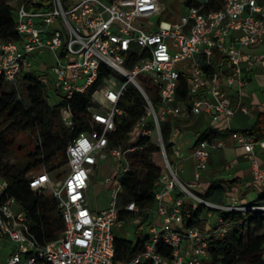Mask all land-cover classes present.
<instances>
[{"label":"built area","instance_id":"built-area-1","mask_svg":"<svg viewBox=\"0 0 264 264\" xmlns=\"http://www.w3.org/2000/svg\"><path fill=\"white\" fill-rule=\"evenodd\" d=\"M221 4L208 11L203 5L185 6L176 20L152 22L151 18L164 11L159 0H48L38 9H28L25 0L20 2L15 16L18 38H0V77L15 82L28 73L36 56L47 55L50 78L38 80L44 85L49 81L61 98L59 113L64 125H73L74 97L90 89L85 112L96 128L68 141L60 178L43 167L27 180L32 191L45 190L57 203L64 228L56 238L43 243L37 240L29 212L8 196V183L0 176L2 264H202L208 258L209 236L223 235L230 224L219 218L208 228H185L182 203L187 196L209 209L264 213V205L241 206L234 197L226 204H212L191 193L190 189L201 186L210 153L225 147L222 139H203L194 145L196 171L192 181L184 183L169 162L161 138L160 122L166 118L173 131L175 118L204 113L212 129L226 132L243 150L254 181L264 183V169L254 155L255 147L264 149V138L255 140L231 127L234 110L222 87L223 82L242 87V50L264 45V0H221ZM52 25L55 27L50 29ZM215 52L226 63V72L212 65ZM262 57L251 58L260 63ZM182 61H188L186 68L178 67ZM181 75L188 81L189 104L175 101ZM145 85L157 95V111ZM129 89L142 98V112L136 114L126 143L110 144L109 137L129 115L121 102L134 105ZM144 139L159 144L164 163L155 182L156 203L153 209L139 210L130 201L123 209L137 222L155 212L157 222L149 226L141 252L130 260L115 261L112 228L121 222L117 217L120 178L128 170L125 157ZM106 163L111 172L102 185L108 193V206L95 210L89 204L88 191L95 170ZM158 243L172 248L170 257L156 250ZM261 249L264 260V245Z\"/></svg>","mask_w":264,"mask_h":264},{"label":"trees","instance_id":"trees-1","mask_svg":"<svg viewBox=\"0 0 264 264\" xmlns=\"http://www.w3.org/2000/svg\"><path fill=\"white\" fill-rule=\"evenodd\" d=\"M23 2V0H21ZM48 0H41L37 3L25 0L28 9H38L46 4ZM203 5L204 11L221 8V0H207L203 4L202 0H184L185 6ZM16 21L14 8L5 2L0 1V38L3 40L17 39L15 31ZM217 52L211 60L213 66L217 67ZM225 72H226V63ZM187 78L181 75L176 89L175 101H184L189 104L187 96ZM146 91L150 95L151 102L158 110V98L149 85H145ZM133 96L134 105H127L123 100L121 105H125L129 115L117 126L115 132L109 137L110 144L118 141L125 144L127 133L132 128L136 114L142 112V98L129 89ZM45 85L32 74H22L15 82H6L0 77V122L5 125L8 121H15L16 132H30L33 135V147L28 150L21 162L8 163L3 160V155L9 151L11 141L7 139L5 130L0 132V176L8 183L7 194L14 197L30 214L33 232L37 240L41 243L56 238L63 230L64 226L57 209V203L45 190L32 191L27 184V180L35 173L34 170L44 167L52 171L66 162L65 148L68 141L75 135L96 128L85 112V106L89 101L90 89L74 97L71 110L73 114V125L67 127L62 122L60 108L63 105L60 100L55 105H50L46 101ZM126 100L129 96H126ZM172 126L170 119L166 118L160 122V133L164 145V150L169 162H171L172 145L170 135ZM245 134L251 135L255 140L264 138V112L257 115L253 126L248 130H243ZM228 135L226 132L209 128L200 133L195 144L203 139L212 140ZM58 157H60L59 160ZM128 170L120 178L121 194L117 205L118 221H123L130 216L125 211L124 206L132 201L139 210L153 209L156 203L154 191L155 182L164 168L163 158L159 144L155 141L144 139L139 142V148L125 157ZM235 180L228 182L231 188ZM225 193V188L217 182H210L203 191L196 193L201 199L220 204ZM180 195L179 193L176 196ZM264 205V190L250 203L243 206ZM209 209L206 205L184 199L182 203V224L185 228L204 227V214ZM219 217L224 223H229L228 230L221 236H209L207 239L208 258L202 264H264L261 257V248L264 245V213L261 211L246 209L240 211H221ZM143 215L139 224L136 225L135 240L127 237L114 236V260L127 261L134 255L141 252L147 242V236L141 237V227L149 225L151 218ZM147 222V223H146ZM146 223V224H145ZM156 250L170 257L172 248L162 243L156 245ZM141 264H151L144 262Z\"/></svg>","mask_w":264,"mask_h":264},{"label":"crops","instance_id":"crops-1","mask_svg":"<svg viewBox=\"0 0 264 264\" xmlns=\"http://www.w3.org/2000/svg\"><path fill=\"white\" fill-rule=\"evenodd\" d=\"M242 53L241 74L245 80V84L241 87L237 84L227 85L223 82L222 86L234 110L231 127L240 131L250 129L257 115L264 112V57L261 58L260 63L254 62L251 58L252 56H264V45L244 48ZM223 63L222 57H218L217 67H221L225 71ZM173 123L174 130L171 131L170 135V143L172 145L171 163L182 176L183 181L180 180L189 183L192 181L196 171V161L192 155L196 138L200 133L211 128V122L209 117L202 113L188 119L175 118ZM220 139L223 140L225 147L210 153L207 167L202 172L201 186L195 188L196 193L203 191L208 187L210 182L214 181L225 188V193L220 204L228 203L231 197H234L236 202H240L241 198L250 203L264 190V183L261 184L254 181L250 161L244 155L243 150L236 146L228 135ZM254 155L259 166L264 169V149L255 147ZM110 172L108 169L105 175ZM233 180H235V183L229 188L227 184ZM177 193L175 191V195ZM214 212L218 220L220 218L219 213ZM210 214L211 212L208 211L204 219ZM148 215L149 219L151 218V223L147 226H142L141 237L148 236L149 226L157 222L155 212H150ZM129 218L133 219L134 217L130 214L129 217L121 222H125ZM135 227L133 228V233ZM184 246L187 249L188 242L185 241Z\"/></svg>","mask_w":264,"mask_h":264},{"label":"rangeland","instance_id":"rangeland-1","mask_svg":"<svg viewBox=\"0 0 264 264\" xmlns=\"http://www.w3.org/2000/svg\"><path fill=\"white\" fill-rule=\"evenodd\" d=\"M1 1V0H0ZM8 4H10L14 8V16H16V10L21 2V0H4ZM159 3L161 6L164 7V11L161 13L160 16H155L151 18L150 20L152 22H156L159 18L166 19L169 21L176 20L180 14L184 11V0H159ZM57 26V25H56ZM55 25L50 26V29H53ZM188 61H182L178 63L179 68H186V64ZM43 65V66H42ZM51 65V62L48 60V56L45 54L38 55L33 59L31 68L27 71L28 73H32L37 79H40L41 77L46 76L48 79L50 78L48 75V70ZM21 78V75L18 76V80ZM46 89V101L50 105H55L60 101V97L58 94L54 92V90L51 87L50 82L48 81L45 84ZM180 122V121H178ZM15 121L10 120L5 125H1L0 122V132L5 130L7 134V139L11 141V146L9 151L4 153L3 160L8 163L13 162H21L23 158L25 157V154L28 150H31L33 147V135L30 132H16L12 129L15 128ZM60 157H58L57 160H59ZM65 164V163H64ZM61 165L57 167L56 169L52 170L53 175L58 176V178L61 177V172L64 170L65 165ZM110 164L106 163L104 165L99 166L95 170L94 176L92 177V182L88 191V199L89 204L93 209L102 210L108 206V195L106 192L102 190V179L105 175L106 171L109 169ZM43 169V167L34 170V173H38ZM178 177L182 180V176L177 171ZM183 181V180H182ZM185 183V181H184ZM191 193L196 195V189H190ZM187 200H192L190 197L187 196ZM240 202H237V204L243 206L247 204L248 202L244 201L240 198ZM211 214L204 219V228H208L210 226H213L217 221V215H215V210H209ZM204 216H207V212L204 214ZM149 220V218H148ZM147 223V222H146ZM145 223V224H146ZM139 222L136 221V219L129 218L125 222H120L119 226L118 224L114 225L112 228V233L116 237H127L131 240H135L133 228L134 226L138 225ZM0 264L1 261H0Z\"/></svg>","mask_w":264,"mask_h":264}]
</instances>
